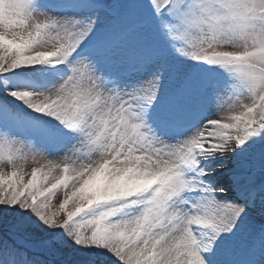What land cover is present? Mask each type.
I'll return each instance as SVG.
<instances>
[{
  "label": "snow or ice",
  "instance_id": "obj_1",
  "mask_svg": "<svg viewBox=\"0 0 264 264\" xmlns=\"http://www.w3.org/2000/svg\"><path fill=\"white\" fill-rule=\"evenodd\" d=\"M3 167L0 264H264V0H0Z\"/></svg>",
  "mask_w": 264,
  "mask_h": 264
},
{
  "label": "rangeland",
  "instance_id": "obj_2",
  "mask_svg": "<svg viewBox=\"0 0 264 264\" xmlns=\"http://www.w3.org/2000/svg\"><path fill=\"white\" fill-rule=\"evenodd\" d=\"M190 63L194 64L196 62H190ZM204 67L208 68L209 66L205 65ZM216 71L220 72L221 70L217 68ZM16 79L19 80V82H20L22 87H31V88H33V90H43V88H40V87L37 86V81L32 79L29 75H22V76H20V77H18ZM45 79H46V77H44V76L41 77V80H45ZM34 115H39V114H34ZM22 165H23L24 171L27 172V173L31 172V168L32 167L37 166V165L32 163L31 159H29V161L26 164H24L22 162ZM0 171L7 172V171H9V169L6 168V167H3V168H0ZM53 199L55 200L56 198L54 197Z\"/></svg>",
  "mask_w": 264,
  "mask_h": 264
}]
</instances>
